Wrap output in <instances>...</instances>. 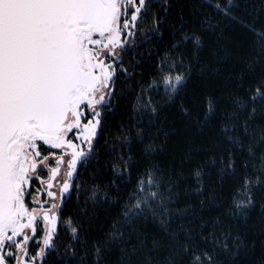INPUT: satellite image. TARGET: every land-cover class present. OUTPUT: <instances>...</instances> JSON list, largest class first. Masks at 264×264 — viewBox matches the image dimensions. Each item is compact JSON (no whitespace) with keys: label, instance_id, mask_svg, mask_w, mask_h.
<instances>
[{"label":"snow or ice","instance_id":"1","mask_svg":"<svg viewBox=\"0 0 264 264\" xmlns=\"http://www.w3.org/2000/svg\"><path fill=\"white\" fill-rule=\"evenodd\" d=\"M53 259L264 264V0H0V264Z\"/></svg>","mask_w":264,"mask_h":264},{"label":"trees","instance_id":"2","mask_svg":"<svg viewBox=\"0 0 264 264\" xmlns=\"http://www.w3.org/2000/svg\"><path fill=\"white\" fill-rule=\"evenodd\" d=\"M228 34L243 36V29L238 25H234L228 30ZM242 51L243 46L240 47V49L237 51V54H242ZM196 83L198 84V82ZM168 131L171 132V135L168 137V142L166 145L167 151L162 155L166 158L175 156L179 159L188 150L190 138L195 133L186 130L183 123L178 117L170 125ZM161 139H163V134H161ZM53 264H57L55 259H53Z\"/></svg>","mask_w":264,"mask_h":264}]
</instances>
